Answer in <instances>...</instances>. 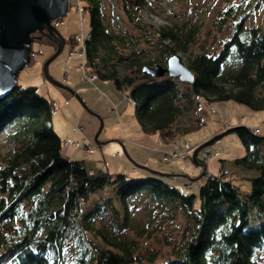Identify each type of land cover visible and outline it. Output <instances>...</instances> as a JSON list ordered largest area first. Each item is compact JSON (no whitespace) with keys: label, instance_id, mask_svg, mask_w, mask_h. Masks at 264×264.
Returning a JSON list of instances; mask_svg holds the SVG:
<instances>
[{"label":"trees","instance_id":"obj_1","mask_svg":"<svg viewBox=\"0 0 264 264\" xmlns=\"http://www.w3.org/2000/svg\"><path fill=\"white\" fill-rule=\"evenodd\" d=\"M77 1L88 14L85 69L126 93L145 134L169 144L197 129L201 122L185 119L201 101L264 110V21L252 15L264 9V0H223L213 24L216 33L227 24L232 33L214 43L215 33L211 47L196 53L189 51L200 28L187 20L153 30L141 15L144 0H118L130 26L119 32L112 30L103 0ZM34 35L33 42L56 50L51 37ZM67 41L74 44V36ZM176 53L187 56L192 83L142 71L155 64L165 67ZM32 62L31 50L28 65ZM54 109L35 86L16 84L0 98L5 144L4 151L0 147V264H264V131L234 130L244 154L232 164L255 172L248 178V193L225 178L223 160L219 174L207 175L193 194L173 177L151 172L89 174L84 160L62 153V140L52 126ZM138 205L148 210L139 222ZM154 211L166 221L182 217L185 223L181 248L161 261L144 258L137 241L155 225Z\"/></svg>","mask_w":264,"mask_h":264},{"label":"rangeland","instance_id":"obj_2","mask_svg":"<svg viewBox=\"0 0 264 264\" xmlns=\"http://www.w3.org/2000/svg\"><path fill=\"white\" fill-rule=\"evenodd\" d=\"M144 1L146 4L141 10V15L153 30H158L161 27L171 28L188 20L200 28V32L196 35V42L191 45L189 53H196L201 48L211 47L213 35L217 30L213 23L218 11L225 5L223 0ZM70 3L71 7L66 15L55 24L56 30L66 39V42L61 53L50 62L48 71L55 81L74 90L84 104L67 90L52 85L44 78V63L55 52L52 45L33 42L31 45L33 62L22 69L17 76L18 85L35 86L40 95L53 101L55 109L52 115V126L62 140V153L72 160H84L89 174L98 171L110 174H127L126 171L129 168H134L138 172L132 175L127 174L129 176L150 172L149 169L160 173L175 174L172 181L179 182L185 192L197 194L205 177L190 181L180 176L189 175L190 178H194L201 173V167L192 160L193 149L220 133L227 125L249 127L253 124L255 126L258 122H264V110L255 112L243 104L232 101L211 103L201 101L200 106L188 114L185 120L186 122L191 120L189 124L195 122V124L198 122L202 124L197 129L176 139L182 149L189 151L188 158H177L171 162L161 161L160 153L153 151V146H159L161 149L166 143L164 144L156 135H147L141 131L134 117L133 106L125 98L126 93L117 90L109 81H101L97 78L92 81L83 79L82 60L75 53L78 51L79 44H72L67 40L74 35L86 33L88 14L77 10L79 7L81 8L77 0H70ZM103 3L105 14L111 19L112 30L119 32L130 28L119 10L118 0H103ZM252 15L255 20L264 21V9L255 11ZM231 33L232 28L227 24L220 32L216 33L214 43L230 36ZM176 55L183 63L186 62V55L181 53H176ZM95 86L107 95H100ZM100 124H102V128L98 134V140L106 143L99 147L95 144L94 138L99 131ZM79 127L82 131H75V128ZM73 141L94 144L96 151L92 154L85 153L83 148L73 145L71 143ZM0 147L1 150H5V144L2 143L1 138ZM105 147H111L112 151L118 153H106ZM216 151H220L219 155H214ZM206 152L211 153L212 156L205 157ZM243 154L244 148L233 131L199 150L197 158L204 165L206 175H218L221 161L240 157ZM145 160H148L149 163L144 164ZM120 161L127 164L129 168L123 171ZM132 162L146 166L148 169L134 167ZM225 164L226 162L222 165V169L227 174L225 176L224 173L225 178L239 187L241 193H248L250 182L245 177L247 175L252 177L255 172L244 173L241 167L236 168L239 169L237 172L231 168L236 166L233 164L225 166ZM3 175L5 179L7 175ZM184 184L187 187H184ZM199 203L200 200L196 197L195 205L198 206ZM135 210L138 222L147 218L148 210L144 209L143 205H138ZM154 214L156 217L158 215V218L155 220L154 226H149V236L144 235L137 241L139 242V252L144 258L155 256L157 260L161 261L181 248L184 241L185 223L182 217L175 221H166L156 211ZM127 236L136 238L132 232H128Z\"/></svg>","mask_w":264,"mask_h":264},{"label":"water","instance_id":"obj_3","mask_svg":"<svg viewBox=\"0 0 264 264\" xmlns=\"http://www.w3.org/2000/svg\"><path fill=\"white\" fill-rule=\"evenodd\" d=\"M68 2L69 0H0V98L8 96L14 90L18 74L30 62L31 45L38 38L34 34L39 32L51 37L56 45L55 52L44 63V78L52 85L67 90L73 97L83 103L74 90L55 81L48 71L50 62L61 53L65 44V39L58 33L52 21L66 15ZM142 71L151 76L161 77L166 74L170 77H177L182 82L192 83L193 81L190 69L176 54L171 55L167 59L165 67L155 64L153 66H144ZM239 126L228 127L197 146L192 152V160L201 167V173L194 178H190L187 175L180 176L190 181L198 180L203 176L206 177L204 165L196 158L198 151L217 141L223 135L233 132ZM101 128L102 124H100L99 131L94 138L95 144L99 147L106 143L98 140ZM132 164L137 168L148 169L146 166H140L134 162ZM148 171L164 177L176 176L175 174L160 173L150 169Z\"/></svg>","mask_w":264,"mask_h":264},{"label":"built area","instance_id":"obj_4","mask_svg":"<svg viewBox=\"0 0 264 264\" xmlns=\"http://www.w3.org/2000/svg\"><path fill=\"white\" fill-rule=\"evenodd\" d=\"M79 12H81V8L79 7L77 9ZM89 38V30L86 31V33H80L79 35H74V41L75 43L79 44L77 53L78 57L81 58V69L83 70V79L85 81H92L95 79V75L87 72V70L84 67V42L86 39ZM69 63V61H67ZM95 89L99 92L100 95H107V93L102 92L98 87L95 86ZM126 100L133 106L134 102L129 100L128 96L125 97ZM251 131L255 134H260L264 131V122L261 124L255 125L253 127H250ZM75 131H82L81 127L75 128ZM75 146H79L84 149L85 153L92 154L96 151V147L94 144H82L78 141L71 142ZM66 144V142H65ZM68 144V143H67ZM154 151L160 153V159L163 162H171L174 159L181 158V159H187L189 151L184 150L181 148V146L176 142L169 143L168 148L166 149H160V148H154ZM214 155H219V153H214ZM212 154L209 152L205 153V157H211Z\"/></svg>","mask_w":264,"mask_h":264},{"label":"crops","instance_id":"obj_5","mask_svg":"<svg viewBox=\"0 0 264 264\" xmlns=\"http://www.w3.org/2000/svg\"><path fill=\"white\" fill-rule=\"evenodd\" d=\"M263 122V121H262ZM262 122H258V123H256L255 125H258V124H261ZM233 125V124H232ZM231 125V126H232ZM254 125V124H253ZM253 125H251V126H253ZM251 126H249V127H251ZM148 135V134H147ZM168 146H169V144H165V145H163L162 146V148L161 149H166V148H168ZM124 147V146H123ZM154 148H159V146H156V145H154L153 146V151H154ZM126 149V148H125ZM105 152L107 153H112V154H114V153H118V152H114V151H112V148L111 147H105ZM109 151H111V152H109ZM215 153H220V151H216ZM66 156V155H65ZM234 158H229V159H227L226 160V164H225V166L226 165H232V160H233ZM146 162H144V164H147V163H149L148 162V160H145ZM120 165L122 166V170L123 171H125L126 169H128L129 168V166L127 165V164H125L123 161H120ZM231 168H233V170H236L237 172H239V169H236V168H239V167H231ZM241 169V168H240ZM127 172V174H130V175H132V174H135V173H138L134 168H129V170L128 171H126ZM223 172L225 173V176H227V174H226V171H224L223 170ZM242 172H244V173H247L248 171L247 170H245V169H242ZM241 172V173H242ZM248 174V173H247ZM245 178H250V176H246ZM205 179V178H204Z\"/></svg>","mask_w":264,"mask_h":264}]
</instances>
